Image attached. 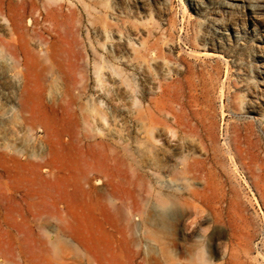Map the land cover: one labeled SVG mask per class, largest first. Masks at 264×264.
I'll return each mask as SVG.
<instances>
[{
    "label": "rangeland",
    "instance_id": "374dc122",
    "mask_svg": "<svg viewBox=\"0 0 264 264\" xmlns=\"http://www.w3.org/2000/svg\"><path fill=\"white\" fill-rule=\"evenodd\" d=\"M11 149L0 264H264V0H0Z\"/></svg>",
    "mask_w": 264,
    "mask_h": 264
},
{
    "label": "bare ground",
    "instance_id": "6f19581e",
    "mask_svg": "<svg viewBox=\"0 0 264 264\" xmlns=\"http://www.w3.org/2000/svg\"><path fill=\"white\" fill-rule=\"evenodd\" d=\"M262 6L259 10H262ZM263 11V10H262ZM30 100L28 98H25V106H24V110L25 112L29 113V114H33V112L29 109V102ZM73 103H75V101H72ZM79 125V124H78ZM78 138L77 133L74 135L73 137ZM59 145H62V142H58ZM55 150V149H54ZM17 152V151H16ZM18 155L15 154V151L11 149V153H2L0 154V163H2L1 166L5 167L8 171H11L12 167L17 165V166H21L25 169L28 170H35L34 174H36V176L38 178L43 179L42 174L40 173V170L45 166L46 164V159L42 158L41 163L35 164L30 162L28 159H21L20 157H17ZM165 202V201H164ZM53 207L58 211V205L56 203L53 204ZM48 214L52 215V216H57V212L55 213L51 208L48 211ZM62 223L64 222L63 220H61ZM66 228L72 232H76V233H81L84 231V229L78 225L77 223H73L70 224L68 223L66 225ZM80 241L87 245V244H93V241L91 240V238H79ZM52 243L51 240L49 239H45L44 240V244L49 246ZM97 247L98 244H96ZM46 264H50L47 260H46Z\"/></svg>",
    "mask_w": 264,
    "mask_h": 264
},
{
    "label": "clouds",
    "instance_id": "9594fccd",
    "mask_svg": "<svg viewBox=\"0 0 264 264\" xmlns=\"http://www.w3.org/2000/svg\"><path fill=\"white\" fill-rule=\"evenodd\" d=\"M167 207V203L164 201H161V208H166ZM191 264H203V262H201L197 257H193L191 260Z\"/></svg>",
    "mask_w": 264,
    "mask_h": 264
}]
</instances>
